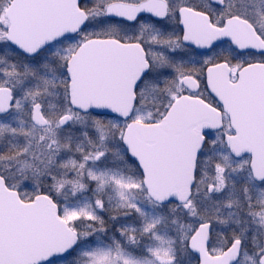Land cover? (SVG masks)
<instances>
[{"label":"snow or ice","instance_id":"snow-or-ice-1","mask_svg":"<svg viewBox=\"0 0 264 264\" xmlns=\"http://www.w3.org/2000/svg\"><path fill=\"white\" fill-rule=\"evenodd\" d=\"M0 264H264V0H0Z\"/></svg>","mask_w":264,"mask_h":264}]
</instances>
